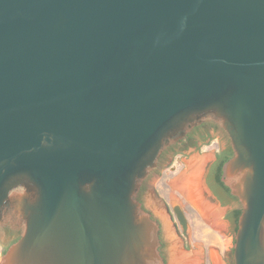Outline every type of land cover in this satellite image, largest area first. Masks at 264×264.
Returning <instances> with one entry per match:
<instances>
[{"label":"water","instance_id":"water-1","mask_svg":"<svg viewBox=\"0 0 264 264\" xmlns=\"http://www.w3.org/2000/svg\"><path fill=\"white\" fill-rule=\"evenodd\" d=\"M206 120L264 264V0H0V264H164L139 191Z\"/></svg>","mask_w":264,"mask_h":264},{"label":"rangeland","instance_id":"rangeland-1","mask_svg":"<svg viewBox=\"0 0 264 264\" xmlns=\"http://www.w3.org/2000/svg\"><path fill=\"white\" fill-rule=\"evenodd\" d=\"M215 136L217 135L212 132L211 138L207 141L206 145L203 146L197 154H193L192 159L194 157L198 159L211 157L212 162L218 147H224L226 145V141H224L222 137L214 139ZM188 152L191 153L193 152V150H189ZM201 152L203 153V155L199 156ZM189 163L190 161L188 162V165ZM168 164H170V162L166 163L167 166ZM166 170L167 171L155 177V179L150 184V191L146 196H144L146 210H148L153 215V217L159 223L160 227L162 229H165L163 242L164 246L167 248L164 253L166 264H173V252L175 250L181 253L183 252L184 254L188 253V255H196L198 259L196 264H226L227 261H230L231 264H234V247L236 243L237 231H230V229H228V231H223L224 235L215 231L205 232L210 229V226H207L202 221V217L204 216L208 218L209 215H215L216 213L212 212L207 214L203 212L200 207L194 204L187 197L184 184L186 176L190 172L188 174L183 173L174 176L171 173V168ZM159 178H161L160 181ZM156 195H160L159 201H161L162 204L166 207L167 211L165 213L171 225L172 237L169 236V234L167 233V229L165 228V225L161 221L160 217L150 206V202L152 200H157ZM191 205L194 206L195 209L192 208ZM176 206L184 211V213L186 212L185 216L187 222L184 237H182L181 234L175 229L172 217L169 213V207L174 208ZM216 207L221 212L219 216H223L225 210L218 208V206ZM241 208L243 210L242 204ZM200 215H202V217ZM218 225H220V223ZM3 250L4 247L2 244H0V259L5 254Z\"/></svg>","mask_w":264,"mask_h":264},{"label":"flooded vegetation","instance_id":"flooded-vegetation-1","mask_svg":"<svg viewBox=\"0 0 264 264\" xmlns=\"http://www.w3.org/2000/svg\"><path fill=\"white\" fill-rule=\"evenodd\" d=\"M212 132L217 135L214 139L222 137L223 140L226 141V145L224 147H218L213 161L210 162L206 167L203 176V185L206 191V196L211 200V202L216 204L218 208L225 210L222 219L228 225V229H230V231H237L239 219L242 213L241 203L236 196L232 195L230 189L224 184L222 180L223 165L233 157L234 150L226 132L218 123L212 120H206L194 127L190 132H188L185 138L167 147L162 152L158 160L157 168L154 171H165L166 169L171 168V173L174 176L183 173L188 174L190 172L188 162L192 160L193 154H197L198 151L206 145L207 141L211 138ZM189 150H193V152L189 153ZM202 155L203 153L201 152L199 156ZM169 162L170 164H168L167 166L166 163ZM152 179H154L153 172L141 187L139 196L143 197L148 194V192L150 191V184ZM160 180L161 178H159V181ZM156 198L159 199L160 195H156ZM140 199L141 198H139V202L143 205V202ZM191 207L194 208V206L192 205ZM146 211L149 212L148 210ZM169 213L172 217L175 229L181 234L182 237H184L187 222L184 211L176 206L174 208L169 207ZM200 216L202 217V215ZM152 219L156 221L153 215ZM202 221L207 226L211 225L210 223L206 222V217L204 216L202 217ZM22 233L23 229L21 228L17 229L11 226L0 227V244H2L4 247L3 251L6 252L11 245L16 243L21 238ZM159 238L161 242V245L159 247L160 255L163 258L164 264H166V260L163 254L164 242L162 240L161 227L159 231ZM226 264L231 263L230 261H227Z\"/></svg>","mask_w":264,"mask_h":264},{"label":"bare ground","instance_id":"bare-ground-1","mask_svg":"<svg viewBox=\"0 0 264 264\" xmlns=\"http://www.w3.org/2000/svg\"><path fill=\"white\" fill-rule=\"evenodd\" d=\"M211 160H212L211 157L202 158V159H198L194 157L189 163L191 171L186 176L184 187H185L187 197L194 204L200 207V209L203 212L207 214L214 212L217 214V216H219L221 212L215 206L216 204H213L211 200L206 196V191L203 185L204 172L208 164L211 162ZM150 206L152 207L154 212H156V214L160 217L161 221L165 225V228L167 229V233L169 234V236L172 237L171 225L169 223V219L166 216V213H165L166 211H164L165 210L164 207H162V205L155 200H152L150 202ZM173 253H174L173 261H172L173 264H196L197 263L198 259L196 255L195 256L191 254L188 255V253L184 254L183 252L181 253L177 250H175Z\"/></svg>","mask_w":264,"mask_h":264},{"label":"crops","instance_id":"crops-1","mask_svg":"<svg viewBox=\"0 0 264 264\" xmlns=\"http://www.w3.org/2000/svg\"><path fill=\"white\" fill-rule=\"evenodd\" d=\"M206 222L210 223L211 225H210V229L205 231V232L215 231V232H218V233H221L222 235H224V232L226 230L228 231V225L222 219V216H217V215L215 216L214 214L213 215L211 214L208 216V218H206ZM219 223H220V225H218Z\"/></svg>","mask_w":264,"mask_h":264}]
</instances>
